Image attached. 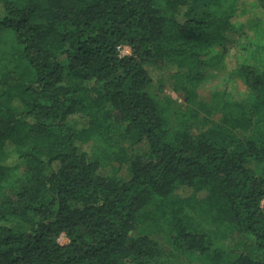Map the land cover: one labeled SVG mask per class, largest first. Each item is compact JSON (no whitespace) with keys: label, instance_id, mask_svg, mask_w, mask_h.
Here are the masks:
<instances>
[{"label":"trees","instance_id":"1","mask_svg":"<svg viewBox=\"0 0 264 264\" xmlns=\"http://www.w3.org/2000/svg\"><path fill=\"white\" fill-rule=\"evenodd\" d=\"M241 2L0 0V264H264V0Z\"/></svg>","mask_w":264,"mask_h":264},{"label":"rangeland","instance_id":"2","mask_svg":"<svg viewBox=\"0 0 264 264\" xmlns=\"http://www.w3.org/2000/svg\"><path fill=\"white\" fill-rule=\"evenodd\" d=\"M244 1L246 2V4L243 2L240 3V5H241L240 11H242L243 9H246V7H247V9L244 12H240L241 14H243V16H239V17L241 18V22H243L244 24H247L248 20H249L248 18H252L255 16L256 9L254 7H253V9H251V6L247 3V0H244ZM12 38H13L12 35H10L8 32H5L4 30L0 31V44H1V46L5 47V48H9V47L12 48L14 45ZM130 52H131V48L128 45L123 46V48H122V54L123 55H128V54H130ZM233 65H234L233 60L228 58L227 61L224 60L219 67H217V65L209 67L212 70V73L210 75H208V71H207V76H206L207 79L199 85L200 97L202 99H204V100L209 99L210 91L214 87H216L218 84H222L223 75L226 76L229 73V71H231V68ZM205 70H207V69H205ZM159 77H160L159 74L155 75V80H154L155 83H157V80H158L157 78H159ZM165 89H166V92L168 94L172 95L174 98H176V100H178L179 102H183L182 99H180V97H178V95L175 92H173V90L170 88L169 84H167L165 86ZM239 89L244 90V85L240 84ZM110 166H119V162H117L115 160L112 161V163L108 162V164L106 165V169L107 170L111 169ZM191 192H192L191 190H187L188 194H190ZM153 228L154 229H149L150 235L154 238L162 240L164 242L166 249H167V252H170L171 250L174 252L178 251L175 247H172L171 242H169V243L165 242V236L163 234H160V232L157 231L156 226H153ZM141 229L148 230L146 226H145V228L139 227L136 230H134V233H138V231H140ZM60 242L61 243H67L68 237L64 234L61 235ZM174 255H176L175 258H173L174 264H202L203 263L198 252L195 254L181 252V253H176Z\"/></svg>","mask_w":264,"mask_h":264},{"label":"built area","instance_id":"3","mask_svg":"<svg viewBox=\"0 0 264 264\" xmlns=\"http://www.w3.org/2000/svg\"><path fill=\"white\" fill-rule=\"evenodd\" d=\"M122 48H123V46L120 48L121 53H122Z\"/></svg>","mask_w":264,"mask_h":264}]
</instances>
